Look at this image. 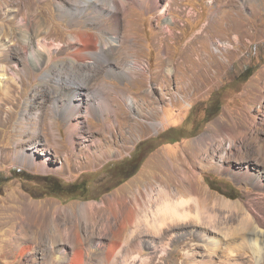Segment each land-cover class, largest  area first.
<instances>
[{"label": "rangeland", "instance_id": "1", "mask_svg": "<svg viewBox=\"0 0 264 264\" xmlns=\"http://www.w3.org/2000/svg\"><path fill=\"white\" fill-rule=\"evenodd\" d=\"M81 1L0 0V73L7 75L0 83V264H72L78 255L72 248L81 218L75 220L78 206L108 192L115 197L108 232H104L105 221L98 225V216H93L94 230L100 233L94 235L91 229L90 236L100 245L81 264H191L187 252L204 243L200 234L211 225L205 238L220 237L221 244L210 264H262L245 235L254 212L261 208L251 199L264 189L235 172L250 166L261 171L264 180V0H147L129 7L127 14L120 8V29L111 27L104 33L97 31L100 21L63 15L60 6L75 10L82 5L74 2ZM102 6L108 12L109 6ZM8 8L22 13H8ZM27 18L29 23L22 25ZM103 18L113 25L111 17ZM38 22L45 23L40 33ZM85 29L99 34L103 43L118 37L119 45L107 47L110 62L100 56L86 64L70 55L83 45L76 39ZM39 40L45 42L49 55L44 66L35 68L31 62V69H22L23 56ZM132 60L141 66L128 77L109 70L121 71ZM73 75L90 78L92 89L106 81L118 91L113 93L115 115L94 112L86 118L84 104L74 142L67 121L54 107L55 98L65 88L69 91ZM45 107L48 113L42 112ZM208 107L216 114L207 120ZM226 124L232 133L224 130ZM211 134L205 147L197 146L199 138ZM37 144L38 161L31 164L21 152L31 153ZM137 165V172L125 178L124 173L133 172ZM183 171L188 176L195 171L196 177L189 180L212 198L205 208V226L198 221L188 225L193 223L189 220L173 224L178 227L172 230L166 224L165 234H155L149 224L157 210L161 213V186L174 196L188 197ZM54 183H80L85 189L55 194L49 191ZM220 200L236 202L239 210L222 206ZM123 222L125 228L120 227ZM220 224L221 230L216 227ZM232 237L236 239L230 243ZM115 243V253L108 255ZM122 246L126 258L121 254L117 258ZM208 249L206 245L199 250V262L208 258Z\"/></svg>", "mask_w": 264, "mask_h": 264}, {"label": "bare ground", "instance_id": "2", "mask_svg": "<svg viewBox=\"0 0 264 264\" xmlns=\"http://www.w3.org/2000/svg\"><path fill=\"white\" fill-rule=\"evenodd\" d=\"M81 1V0H80ZM147 0H103L102 4L104 5H108V12H106L105 10L107 8H105V6H102V4H100V0H82L81 2H74L76 4L82 5V7H78L79 9H75L73 10V8L71 9H67L64 7V5L67 6V4H64L63 7L60 6L64 12L63 15L66 16H70V18L74 19V17H85L88 20L91 21H100L97 25V31L99 32H103L104 30L106 31V29L108 28H115L120 29V25H121V21L123 20L122 14L120 11H118L120 8L124 9V13L127 14V12L129 11V7H131L132 5L135 4H140V5H144L146 4ZM51 3V2H50ZM65 3V2H64ZM62 4V3H60ZM78 5V6H79ZM18 7V6H17ZM23 7V6H22ZM28 7V6H27ZM133 7V6H132ZM5 8V7H4ZM19 8V7H18ZM26 8V7H25ZM9 9V8H8ZM31 9V8H30ZM91 9L93 10L92 12ZM131 9V8H130ZM24 10V9H23ZM6 11V10H5ZM13 11H17L19 13V11L21 12L22 10H18L17 8H12L7 10L8 13L13 12ZM28 11V10H27ZM32 12V11H31ZM1 13V12H0ZM22 13V12H21ZM20 13V15H21ZM28 13V12H27ZM35 13V12H34ZM33 13V14H34ZM39 13V12H38ZM2 14V13H1ZM29 14V13H28ZM32 14V15H33ZM3 15V14H2ZM17 15V14H16ZM23 15V14H22ZM21 15V16H22ZM37 15V14H36ZM104 15H108L109 17L112 18L113 20V25H110L107 23V21H105V19L103 18ZM8 16V15H7ZM30 16V15H29ZM27 16V17H29ZM35 16V15H34ZM40 16V15H39ZM38 16V17H39ZM5 18V17H4ZM40 19V18H39ZM66 19V18H65ZM36 20V18L34 19ZM33 20V21H34ZM31 21V20H30ZM110 21V20H109ZM29 23V18L26 19V21H24L22 23V25H27ZM31 23V22H30ZM37 23V22H36ZM110 23V22H109ZM112 23V22H111ZM38 26H36V31L40 33V31H43L45 29V23H39L38 22ZM32 25V24H31ZM34 25V24H33ZM47 26V25H46ZM30 28V27H29ZM34 28V27H32ZM89 29V28H88ZM88 29H85L81 32L78 33L77 35V39H76V43H80L83 44L80 47H78V49H76L70 54L71 56L77 58L79 61H83L86 64H92L94 62V58H99L100 56L106 57L105 60H108L110 62L111 60V54L110 52H108L107 47H111L113 45H119L120 42H118V37L117 36H113L108 38L106 41V43H103L100 39H99V34L95 33L94 31H89ZM32 30V29H31ZM48 30V29H47ZM126 30V29H125ZM30 31V30H29ZM33 31V30H32ZM46 31V30H45ZM104 31V32H105ZM35 32V31H33ZM103 32V33H104ZM125 33V31H124ZM47 34V32H46ZM51 34V33H50ZM71 36V35H70ZM37 37V36H36ZM46 39V38H45ZM70 43V42H69ZM45 42L43 43V41L39 40L38 45L34 48H32V50L27 54V56H23L22 59L25 60L26 64L24 65V67L22 69L29 70V67L31 69V67L33 66L31 62H34L35 64V68H39L41 69V67L44 66L45 64V59L46 56H49L46 48H45ZM72 44V43H71ZM76 46V45H75ZM63 48H65L64 46H62ZM69 48V46H67ZM99 47V48H98ZM64 50V49H62ZM68 51V50H67ZM64 53V52H63ZM26 57V58H25ZM50 60V59H49ZM48 63V62H47ZM23 64V62H22ZM16 66H18L17 63H15ZM125 66V65H124ZM141 66L137 61L132 60L131 62H129L126 66L125 69L122 68L121 71H118L114 68H110L109 70L122 74V76L124 77H128L130 75H132V69H138V67ZM112 67V66H111ZM61 68V67H60ZM63 69V68H62ZM78 69V68H77ZM84 74H82L83 77ZM7 75L0 73V83L1 81H3L4 78H6ZM15 78V77H14ZM75 77L74 75L72 77L69 78V83H70V89L69 91H65L67 88L64 89L63 95L60 94L58 97L55 98V108H56V113H60L64 119L67 121V125H68V129L70 131V139L72 142L73 141V137H74V133L77 131V129L79 128V125L81 123V116H82V112L84 110V104H86V108H85V116L86 118L94 113V112H99L102 113L105 117H106V112L115 115L117 114V103L115 104V102H117V98H115L116 96L113 95V93H118V91H114L111 87L112 85H109L110 83L108 82H104L105 85H101L100 86H96L94 89L89 87V79L90 78H78ZM8 79V78H7ZM77 80V81H76ZM79 81V82H78ZM12 83V82H11ZM11 86V84H10ZM38 88V87H37ZM36 88V89H37ZM45 88V87H44ZM42 90V89H41ZM10 91V89H9ZM38 92V91H37ZM36 92V93H37ZM120 93V92H119ZM124 93V92H123ZM11 95V94H10ZM35 95V94H34ZM40 95V94H39ZM9 96V95H8ZM38 96V95H37ZM125 96V94L123 95ZM34 97V96H33ZM36 97V95H35ZM122 96H120L121 98ZM39 99V97H38ZM63 99V100H62ZM39 101V100H38ZM131 101V100H130ZM33 102V101H32ZM30 103V102H29ZM36 103V102H34ZM30 105V104H29ZM43 106V105H42ZM45 106V104H44ZM39 108V107H38ZM43 108V107H42ZM121 108V107H120ZM29 109V108H28ZM27 109V110H28ZM33 110V109H32ZM38 110V109H37ZM60 110H62V112H60ZM30 112V111H29ZM41 112V111H40ZM42 112H47L48 113V107H45V111ZM41 112V113H42ZM31 113L34 114V112L31 111ZM37 113V112H36ZM30 115V113H28ZM37 115V114H36ZM41 115V114H40ZM46 115V114H45ZM25 116V115H24ZM28 116V115H27ZM244 118V117H243ZM35 119V118H34ZM44 119V117H43ZM36 120V119H35ZM252 121V120H251ZM28 122V121H27ZM33 122V121H32ZM52 122L53 119H52ZM250 122V121H249ZM30 123V122H29ZM35 123V122H34ZM40 123V122H39ZM252 123V122H251ZM242 124V123H241ZM240 124V126H241ZM249 124V123H248ZM234 126V125H233ZM32 128V126H31ZM224 130L226 132L232 133L233 129L231 128L230 125H225ZM244 128V127H243ZM251 128V127H250ZM33 129V128H32ZM252 129V128H251ZM212 132V131H211ZM215 132V131H214ZM213 132V133H214ZM29 133V132H28ZM45 133V132H44ZM42 133V134H44ZM209 133V132H208ZM31 134V132H30ZM33 134V133H32ZM35 135V134H34ZM32 136V135H31ZM43 136V135H42ZM48 136V135H46ZM214 136V134L211 135H204L201 138H199L198 141H196V144L198 147H205V141L211 140L212 137ZM256 136V135H255ZM229 137V136H228ZM24 138V137H23ZM29 138V137H28ZM256 138V137H255ZM48 139V138H47ZM46 139V140H47ZM33 140V139H32ZM257 140V139H256ZM24 141V139H23ZM22 142V141H21ZM20 142V143H21ZM26 142V140L24 141V143ZM48 142V141H47ZM19 143V144H20ZM49 143V142H48ZM216 144V143H215ZM220 145V144H218ZM217 145V147H218ZM21 146V145H20ZM210 147V146H209ZM242 147V146H241ZM19 148V147H18ZM207 148V147H206ZM226 148V147H225ZM232 148V147H231ZM247 148V147H246ZM245 148V149H246ZM235 149V148H234ZM243 149V148H242ZM40 150V146L37 144L33 147V151L31 153H29V151L24 150L23 152H21V155L25 158H27L31 164H35L37 163V155L36 152ZM217 150V149H216ZM220 150V148H219ZM201 151V150H200ZM229 151V150H228ZM203 152V151H202ZM217 152V151H216ZM220 152V151H219ZM249 152V151H248ZM191 153V151H190ZM208 153V151H207ZM221 153V152H220ZM261 153V152H260ZM203 154V153H202ZM241 154V153H240ZM246 154V153H245ZM198 155V154H197ZM200 155V154H199ZM222 155V154H221ZM247 155V154H246ZM193 156V155H192ZM208 156V155H207ZM212 156V155H211ZM228 156V155H227ZM189 157V156H187ZM194 157V156H193ZM209 157V156H208ZM207 157V158H208ZM247 157V156H246ZM202 158V157H201ZM200 158V159H201ZM206 159V157H204ZM204 159V160H205ZM209 159V158H208ZM207 159V160H208ZM217 159V158H216ZM192 160V159H191ZM194 160V159H193ZM249 160V159H248ZM202 161V160H201ZM209 161V160H208ZM211 161V160H210ZM194 162V161H193ZM198 163V162H197ZM205 163V162H204ZM207 164V163H206ZM205 164V165H206ZM222 164V163H221ZM41 165V164H40ZM47 162L44 161L42 163V166H44L46 168ZM192 165V164H191ZM185 168V166H184ZM227 169V168H226ZM263 170V169H262ZM182 171V170H181ZM178 172V171H177ZM183 171V173L181 174L182 179L184 180V188L185 191L187 192L186 195H188V197H185V194H181L178 193L175 196L171 194V192H169L168 189H166L165 187L161 186L160 191L162 192V195L160 197V202L161 205H159V209H160V215L159 212L157 210V215H154L155 219L154 222L149 224L153 233H166V230L168 231V229H166L165 231H162V227L165 226L166 224L169 225V227L172 230V227H178V225H173V224H177V223H181L185 222V221H193V223H187L188 225H193L194 221H198L197 223H203L205 221V208L207 204H212L211 200L212 198L210 197V194H208L207 192H203L201 191L200 187L197 186L198 184L193 181V180H189L190 176L192 177H196V173L195 171H190L191 174L190 176L187 175V173ZM235 174L238 177H246L248 178L254 185L257 186V189H264V180H263V174L262 172H258V171H253L252 168L250 166H247L246 169H244V171H237L235 172ZM195 182V183H194ZM261 191V190H260ZM260 193V192H258ZM251 201H253L255 204L261 205V208H259L260 210L254 212L253 215V221L251 223V228L249 230H247L245 238L247 237V239L249 240V242L252 244V247L254 248V251L256 252V260L258 261V263H264V227L261 226L264 222V192L259 195L257 194L254 198L251 199ZM214 202V200H213ZM218 202V201H217ZM216 202V204H217ZM249 202V201H248ZM219 203H221L222 206L225 207H230V208H235L237 207V210H239V204H237L236 202H231V201H223L220 200ZM239 203V202H238ZM253 203V204H254ZM156 204V203H155ZM215 204V205H216ZM254 204V206H255ZM218 205V204H217ZM220 205V206H221ZM211 206V205H210ZM208 207V205H207ZM218 207V206H216ZM242 207V206H241ZM245 207V206H244ZM252 207V206H251ZM219 208V207H218ZM140 209V208H139ZM158 209V208H157ZM220 209V208H219ZM223 209V208H222ZM236 209V208H235ZM253 209V207H252ZM254 210V209H253ZM241 211V210H240ZM136 212V211H135ZM242 212V211H241ZM238 213V212H237ZM240 213V212H239ZM246 213V212H245ZM131 214V213H130ZM248 214V212H247ZM250 214V213H249ZM243 215V213H242ZM134 217V216H133ZM138 217V216H137ZM136 217V218H137ZM148 217V216H147ZM236 217V216H235ZM244 217V215H243ZM135 218V219H136ZM220 218V217H219ZM224 218V216H223ZM251 218V216H250ZM131 219V218H130ZM134 219V218H133ZM229 219V218H228ZM231 219V218H230ZM235 219V218H234ZM233 219V220H234ZM201 220L203 222H201ZM216 220V219H215ZM219 220V219H218ZM245 220V219H244ZM136 221V220H135ZM210 220H208L209 222ZM247 221V220H246ZM137 222V221H136ZM219 222V221H218ZM221 222V220H220ZM219 222V223H220ZM238 222V221H237ZM243 222V220H242ZM214 223V222H213ZM223 223V222H222ZM226 223V222H225ZM124 222L120 225V227L125 228V224ZM179 225L182 227V225ZM196 224V223H195ZM224 224V223H223ZM173 225V226H171ZM216 225V224H215ZM229 225V224H228ZM186 226V225H185ZM184 226V227H185ZM202 226V225H201ZM205 226V224H204ZM208 226V225H207ZM213 226V225H211ZM210 226V227H211ZM220 225H217L216 227L220 229ZM233 226V225H232ZM175 227V228H176ZM179 227V228H181ZM187 227V226H186ZM203 227V226H202ZM209 227V226H208ZM209 227V228H210ZM206 229V227H204ZM203 228V229H204ZM209 228H207V230L203 231L202 234H200L201 237V241L204 242L203 244L201 243V245H196V247L192 250V251H188L187 252V256L192 260L191 264H210L213 261L216 260V249L220 248V237L219 239H216L213 236H209V238H205L206 234H208L209 231H211ZM212 228V227H211ZM184 229V228H183ZM113 230L117 231L120 229L119 228H114ZM178 230V228H177ZM221 230V229H220ZM244 230V229H243ZM218 231V230H217ZM221 232V231H220ZM223 232V231H222ZM242 232V231H241ZM116 232H114L115 234ZM137 233V232H136ZM152 233V234H153ZM187 233V232H186ZM229 233V232H228ZM118 234V233H117ZM169 234V232H168ZM185 234V232H184ZM162 235V234H161ZM216 235V234H215ZM228 236L230 234H227ZM242 235V234H241ZM223 236V234H222ZM232 236V235H231ZM230 236V237H231ZM136 237V236H135ZM137 237H139V235L137 234ZM163 237V236H161ZM240 237V236H239ZM243 237V236H242ZM234 237H232L231 239H233ZM238 238V237H237ZM244 238V239H245ZM133 239V238H132ZM138 239V238H137ZM236 239V237H235ZM235 239H233L231 242L235 241ZM243 239V238H242ZM135 240V239H134ZM133 240V241H134ZM226 240V239H224ZM229 240V239H227ZM222 241V240H221ZM240 242V241H239ZM245 242V241H244ZM199 243V242H197ZM194 244V243H193ZM245 244V243H244ZM208 246V258L204 260V263L199 262V259L197 257L198 253L200 252L199 250H201V248H204L205 246ZM228 245V244H227ZM230 245V244H229ZM127 246V245H126ZM131 246V245H130ZM136 246V245H135ZM235 246V245H234ZM246 246V244H245ZM118 247V244L115 243V245H111V249L109 251L110 255H113L116 250V248ZM227 247V246H226ZM247 247V246H246ZM249 247V246H248ZM131 248V247H130ZM129 248V249H130ZM222 248V247H221ZM225 248V247H224ZM223 248V249H224ZM239 248V247H238ZM237 248V251H238ZM251 248V247H250ZM252 248V249H253ZM234 249V248H232ZM244 249V248H243ZM174 250V249H173ZM205 250V249H204ZM233 251V250H232ZM231 251V252H232ZM235 251V250H234ZM206 252V251H205ZM201 253V252H200ZM207 253V252H206ZM223 253V252H222ZM254 253V252H253ZM236 254V252H235ZM222 255V254H220ZM252 255V254H251ZM202 256V255H201ZM236 256V255H235ZM250 256V255H248ZM220 257V256H219ZM240 257V256H239ZM251 257V256H250ZM205 258V257H204ZM242 258V257H241ZM246 258V257H245ZM81 253H78L77 257L74 258V261L72 262V264H81ZM145 259L147 260V258L145 257ZM149 259V258H148ZM231 259V257H230ZM255 259V258H254ZM246 260V259H245ZM248 260V259H247ZM242 261V259H241ZM254 261V260H253ZM186 262V260H185ZM220 262V261H219ZM224 262V261H223ZM230 262V260H229ZM243 262V261H242ZM183 263V262H182ZM239 263V261H238ZM246 264L248 262H245ZM153 264V263H152ZM219 264V263H218ZM222 264V263H221ZM250 264V263H249Z\"/></svg>", "mask_w": 264, "mask_h": 264}, {"label": "crops", "instance_id": "3", "mask_svg": "<svg viewBox=\"0 0 264 264\" xmlns=\"http://www.w3.org/2000/svg\"><path fill=\"white\" fill-rule=\"evenodd\" d=\"M2 56V54H0V57ZM118 196V195H116ZM114 194H112L111 192H108L106 194H104L100 199H91V200H85V201H81L82 203L78 206V212L76 214L77 217L74 219L78 221L77 218H80V223L77 225H75V231H76V243H75V247L71 246V243L68 242L69 246H71L73 249L76 250V254L77 253H81V258L83 259H90L88 256L90 254H95V250L99 247L100 243L96 242V240H92V236H90L91 232L90 230L93 229L95 225L97 226V221L95 219H93V216H98L99 218V224L100 221L103 220L105 221L104 223V227L105 230L104 232L107 233L108 232V226H109V222L112 219L110 217V213L112 214L114 212ZM122 201V200H120ZM118 201V202H120ZM81 208V209H80ZM82 210V212H80V210ZM80 216V217H79ZM114 218V216H113ZM78 228V229H77ZM96 229V228H95ZM95 232H93V234L97 235L98 233H100L99 230H94ZM113 234V233H112ZM95 247V248H94ZM94 249V251H93ZM125 247H121V250L118 252V254L116 255V257H119V254H121L122 257H125V254L127 253ZM110 251V248H109ZM109 251H108V255H109ZM110 258V257H109Z\"/></svg>", "mask_w": 264, "mask_h": 264}, {"label": "trees", "instance_id": "4", "mask_svg": "<svg viewBox=\"0 0 264 264\" xmlns=\"http://www.w3.org/2000/svg\"><path fill=\"white\" fill-rule=\"evenodd\" d=\"M250 75H251V73H249V75H245L244 78L245 79L246 78L248 79ZM212 107H214V106H212ZM212 107H208L207 108L208 109L207 110L208 113H206V115H205L206 119L208 118V116L210 114H213V115L216 114V111H214V112L211 111L212 110ZM130 161H132V160L130 159ZM139 165H137L135 167V169L133 170V172L130 171L128 174L124 173L125 178H129V177L133 176L137 172ZM122 172H124V171H122ZM81 189H85V186L83 184L81 185L80 183H78V184H68V185H64V184H61V183H54L51 186V188H49V191L52 192V193H55V194H63V193L74 194V193H77V191H79ZM84 196H86V194H82L81 197H84Z\"/></svg>", "mask_w": 264, "mask_h": 264}, {"label": "flooded vegetation", "instance_id": "5", "mask_svg": "<svg viewBox=\"0 0 264 264\" xmlns=\"http://www.w3.org/2000/svg\"><path fill=\"white\" fill-rule=\"evenodd\" d=\"M130 165H131V161H129V163H128V165H127V169H130L131 167H130ZM129 166V167H128Z\"/></svg>", "mask_w": 264, "mask_h": 264}]
</instances>
